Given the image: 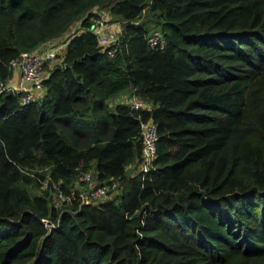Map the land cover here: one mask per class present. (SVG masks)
<instances>
[{"label": "trees", "instance_id": "16d2710c", "mask_svg": "<svg viewBox=\"0 0 264 264\" xmlns=\"http://www.w3.org/2000/svg\"><path fill=\"white\" fill-rule=\"evenodd\" d=\"M94 7L123 22L113 55ZM76 21L39 100L0 94V264H264V0H0V82ZM124 92L150 109L109 106ZM147 120L157 156L131 175ZM90 170L120 192L56 211L40 180Z\"/></svg>", "mask_w": 264, "mask_h": 264}, {"label": "built area", "instance_id": "2783aa9c", "mask_svg": "<svg viewBox=\"0 0 264 264\" xmlns=\"http://www.w3.org/2000/svg\"><path fill=\"white\" fill-rule=\"evenodd\" d=\"M95 17V21H92L90 29L97 37L98 44L103 50H107L109 55H113L116 47H112L117 39L119 33L112 31L116 26V22L111 21L105 17ZM111 23V24H108ZM119 29L117 26L115 29ZM76 32V28L68 34L66 39L62 43L50 42L47 40L30 51H23L17 57L11 59L8 64L10 71L16 70L19 74L18 90L9 89L5 82H0V94L5 92H12L18 94L21 104H26L39 100L44 93L43 81L50 75L55 67L62 64L65 49L69 39ZM63 36V35H62ZM62 36L58 37L61 38ZM109 36L112 38L109 39ZM56 38V39H58ZM55 39V40H56ZM149 42L152 46L163 47L160 39V35L154 34L149 38ZM57 62V63H55ZM48 65V66H47ZM129 97V96H127ZM131 107L148 108L150 105L145 103L142 99L136 95L130 96L126 101ZM142 134V150L138 160V172H147L152 166L153 161L156 159V142L157 127L153 120H147L141 123ZM43 169H39L42 171ZM31 175H34L32 173ZM49 181H52L49 185ZM41 188L47 189L51 197V206L59 213L66 212L70 215L78 212L84 205L95 204L98 198L100 202L104 201V198L108 195L109 191L117 190L119 188V182L115 178H109L108 180H102V182L95 181L93 173L90 171L80 172L78 178L74 184H71L67 189L62 187L61 181H53L50 173H47L43 180H40ZM107 194V195H106ZM60 215V214H59ZM45 228L50 231L52 228L58 225L59 219L42 218L41 219Z\"/></svg>", "mask_w": 264, "mask_h": 264}, {"label": "rangeland", "instance_id": "374dc122", "mask_svg": "<svg viewBox=\"0 0 264 264\" xmlns=\"http://www.w3.org/2000/svg\"><path fill=\"white\" fill-rule=\"evenodd\" d=\"M98 7H94L93 9H92V12H96V13H99V14H102L101 15V17H105V18H107L108 20L107 21H109V18H111V20L112 21H114V22H116L117 24H116V26L115 27H117V26H119L120 28L119 29H115V27H113L114 29H112V31L113 32H115V33H118V32H120V29H121V25H122V20L121 19H119V17H117V16H115V15H112V14H109L108 13V10L107 9H101V10H99V9H97ZM144 12H147L146 11V9L144 10ZM119 22V23H118ZM108 24H111V23H108ZM76 28V24L75 23H73L72 25H70V27L65 31V32H63V36L62 35H60V36H62L61 38H58V37H56V38H58V39H56L55 37L54 38H52V39H54V40H52V39H49V40H52V41H50V42H58V43H62V41H64L65 39H66V37L68 36V34H65V33H67V32H71L72 30H74ZM155 31H158V29H156ZM59 36V37H60ZM110 38H112L111 36H109V39ZM56 39V40H55ZM55 63H57V62H55ZM48 66V65H47ZM13 72V71H12ZM12 72H11V76H12ZM11 76H10V78H11ZM9 78V79H10ZM9 79H7V81L9 80ZM44 93H45V88H44ZM44 93H43V95H44ZM127 96H129L127 93H121V94H119L118 96H116L115 98H113V99H111V100H109V106H111V107H113L115 104H116V102H120V101H126L129 97H127ZM139 158V157H138ZM137 158V159H138ZM135 160L134 162H132V163H130V164H128L127 166H126V171L127 172H129V173H131V175H133V174H136L137 172H138V160ZM91 171V170H90ZM91 173H93L92 171H91ZM93 176H94V178H95V181H96V179H97V176L93 173ZM109 178H112V177H109ZM109 178H107V180L109 179ZM103 180H106V179H103ZM97 181H99V180H97ZM99 182H102V180L101 181H99ZM119 182V181H118ZM120 185V184H119ZM120 192V188H118L117 190H113V191H109L106 195V197L104 198V201H106V200H109V199H112L116 194H118ZM36 193H40L39 191H37ZM104 196H102V197H100V198H98V200L95 202V204H97V203H99L100 202V199L101 198H103Z\"/></svg>", "mask_w": 264, "mask_h": 264}, {"label": "water", "instance_id": "95a60500", "mask_svg": "<svg viewBox=\"0 0 264 264\" xmlns=\"http://www.w3.org/2000/svg\"><path fill=\"white\" fill-rule=\"evenodd\" d=\"M18 81H19V74L16 70L12 72L11 78L7 81L6 86L7 88H11L14 90H18Z\"/></svg>", "mask_w": 264, "mask_h": 264}, {"label": "clouds", "instance_id": "9594fccd", "mask_svg": "<svg viewBox=\"0 0 264 264\" xmlns=\"http://www.w3.org/2000/svg\"><path fill=\"white\" fill-rule=\"evenodd\" d=\"M111 19V18H110ZM112 21V20H111ZM119 23V22H118ZM75 24H76V31L77 30H79V25H80V23H79V21H76L75 22ZM121 30V29H120ZM156 34H158V33H156ZM158 35H160V34H158ZM151 37V36H150ZM70 40V39H69ZM150 43V42H149ZM151 45V44H150ZM65 52H66V49H65ZM65 55V54H64ZM103 202V201H102ZM100 203V202H99ZM98 204V203H97Z\"/></svg>", "mask_w": 264, "mask_h": 264}]
</instances>
